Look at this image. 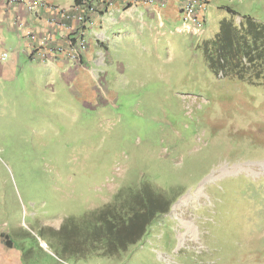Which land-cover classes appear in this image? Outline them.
Listing matches in <instances>:
<instances>
[{
	"label": "rangeland",
	"instance_id": "obj_1",
	"mask_svg": "<svg viewBox=\"0 0 264 264\" xmlns=\"http://www.w3.org/2000/svg\"><path fill=\"white\" fill-rule=\"evenodd\" d=\"M86 3L69 36L83 32L85 48L62 49L75 69L95 55L75 82L25 54L20 32L2 33L0 246L21 264H264V89L216 76L201 48L225 18L264 24V0H207L200 32L139 0L133 23L92 36L86 25L113 6ZM143 186L168 210L141 240L116 256L75 253L69 235Z\"/></svg>",
	"mask_w": 264,
	"mask_h": 264
},
{
	"label": "trees",
	"instance_id": "obj_2",
	"mask_svg": "<svg viewBox=\"0 0 264 264\" xmlns=\"http://www.w3.org/2000/svg\"><path fill=\"white\" fill-rule=\"evenodd\" d=\"M74 1L77 6L85 2ZM227 9L237 16L233 9ZM244 20L236 23L232 17L223 19L215 38L204 41L201 48L208 67L216 76L238 79L264 89V24L252 18L244 17ZM37 45L32 49V55L42 48ZM156 195L145 186L131 195L127 191L120 192L113 204L92 216L94 226L84 232L75 230V234L69 235V246H75V253L79 251L82 255L93 251L116 256L125 251L144 237L158 214L168 210V201ZM6 244L13 247L8 240ZM64 244L68 246L66 241Z\"/></svg>",
	"mask_w": 264,
	"mask_h": 264
},
{
	"label": "crops",
	"instance_id": "obj_3",
	"mask_svg": "<svg viewBox=\"0 0 264 264\" xmlns=\"http://www.w3.org/2000/svg\"><path fill=\"white\" fill-rule=\"evenodd\" d=\"M32 1L33 0H19V2L9 5L6 3V0H0V46L2 47L3 31L7 29L14 30L17 33L20 32L18 36L24 39V53L29 55L31 59L38 61V63L40 61V64L49 69V71L59 72L64 79L70 78L69 74H71L72 82H75V78H83V73L80 72L81 69H75V63L72 61L73 59L66 56L67 54L62 52V49L68 44L67 37L75 35V31L78 29V27L75 28V21H78L77 17L79 18L80 15H82L83 8H86V10L89 9V3H86V0H84L85 2L82 5L77 6L74 0H38L45 3V6H41V8L36 10L37 12H31L28 6ZM159 3L163 5L162 8L156 7L161 22L164 23L168 21L173 23L180 19V9L184 0H159ZM49 6H53L55 9H51ZM111 10L112 11L107 10L101 18H91L89 24L86 25L88 35L92 36L96 34V30L99 29L100 25L102 26L101 30L107 31L115 26V23L122 22V20L127 21V25L128 23H133L126 18L127 14L132 13L131 11H133V9L132 7L126 8L123 1L115 0ZM154 10L155 9H153V12L148 10V13H150V16L156 18ZM114 12L118 15V18L108 16L111 14L113 15ZM97 24L98 27L96 26ZM28 30H32L38 34L39 39L37 40V47L42 46L39 44L43 37L50 36L48 47L36 49L32 55L31 51H33L32 49L37 43L30 41L25 36ZM100 40L99 38L97 41L101 42ZM102 48H106L105 45L101 46V49ZM51 49L52 51H50ZM2 50L4 49L2 48ZM98 51L99 50L95 48V52L98 53ZM84 52L79 62L81 66L88 68L86 69L87 72H92L89 65H92V62L95 60V55L92 52ZM14 60H16L15 54ZM14 60L5 66V73L15 68L16 63ZM70 60L72 62H70ZM83 67L82 70L84 69ZM85 78H87V76H85ZM8 248L13 249V247L9 246ZM6 249V243L4 246H0V256L3 254L7 256L6 258H2L0 264H21L17 251L13 250L8 252Z\"/></svg>",
	"mask_w": 264,
	"mask_h": 264
},
{
	"label": "built area",
	"instance_id": "obj_4",
	"mask_svg": "<svg viewBox=\"0 0 264 264\" xmlns=\"http://www.w3.org/2000/svg\"><path fill=\"white\" fill-rule=\"evenodd\" d=\"M106 1V5L108 4V6H114V1L115 0H105ZM118 1V0H117ZM123 1L125 3V5H130V7L135 8L137 7V4L139 3V0H120ZM16 2H19V0H6V3L9 5H13ZM153 2V0H143L144 4H151ZM207 2V0H184V3L180 9V15L183 16L184 20L189 21L191 24H186L185 28L187 30L193 31V32H200L202 31V28L204 27V9H205V3ZM41 6H45V3H42L38 0H33L28 8L30 9L31 12H37L36 10H38L39 8H41ZM48 6V5H47ZM51 9H55V7H51L49 6ZM61 13H64L63 11H60ZM83 16L80 18L81 23H86L85 21H83ZM84 33H80L79 34V38L77 39L78 41V45L82 46L83 49L85 48V37L83 36ZM25 36L33 42H37V40L39 39V36L37 33L33 32L32 30H28L25 33ZM74 37H67V42L68 45L70 46L69 49V53L68 55L71 57H75V55L79 56V54L77 53V51L75 50V47L77 45V42H75ZM51 37H43L40 41V45H42L41 47H47L48 46V41ZM52 51V49L50 50ZM2 58H6L7 57V53L6 52H2Z\"/></svg>",
	"mask_w": 264,
	"mask_h": 264
}]
</instances>
